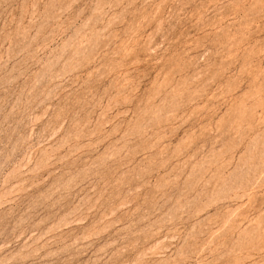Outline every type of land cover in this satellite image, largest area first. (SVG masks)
<instances>
[{"label":"rangeland","instance_id":"1","mask_svg":"<svg viewBox=\"0 0 264 264\" xmlns=\"http://www.w3.org/2000/svg\"><path fill=\"white\" fill-rule=\"evenodd\" d=\"M0 264H264V0H0Z\"/></svg>","mask_w":264,"mask_h":264}]
</instances>
